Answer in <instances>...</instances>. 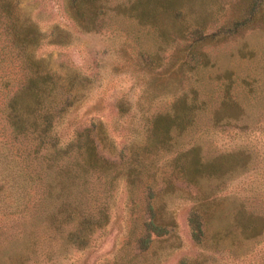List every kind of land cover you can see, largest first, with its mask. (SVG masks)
I'll use <instances>...</instances> for the list:
<instances>
[{"label": "trees", "instance_id": "16d2710c", "mask_svg": "<svg viewBox=\"0 0 264 264\" xmlns=\"http://www.w3.org/2000/svg\"><path fill=\"white\" fill-rule=\"evenodd\" d=\"M110 1L62 0L64 21L43 28L37 19L19 14L18 0H0V201L24 212L18 235L22 249L42 250L49 259L55 251L65 252L70 247L82 256L92 246L91 235L104 234L110 213L116 222L119 209L122 221L126 220L124 208L127 205L132 212L131 205H136L134 187L141 183L143 189L151 188L154 175L150 165L161 160L167 161L169 176L199 185L195 195L186 199L194 245L209 250L225 248L232 256L230 246L235 240L254 237L264 227V217L246 212L242 203L226 213L213 199L227 173L239 166L240 157H205L198 145L179 149L171 142L173 135L190 127L200 115L210 120L233 115L227 99L222 98L218 109L207 114V95H173L166 110L141 115L138 125L127 130L132 139L140 137L139 143L130 140L125 145L127 155L119 154L116 163L98 148V141L107 137L100 114L107 88L101 84V76L96 77V69L87 62L82 69L76 67L66 54L67 70L59 74L47 65L50 52L44 57L37 50L43 45L68 49L72 30L88 33L105 28L103 33L119 38L114 48L119 59L130 60L132 70L149 73L148 78L141 76V91L149 94L165 86L161 78L168 67L164 64L161 68L160 54L166 46L181 60L180 70L206 66L209 59L203 47L253 25L262 16L264 0ZM122 66L115 64L114 70ZM93 80L96 85L92 87ZM92 98L95 100L83 110ZM126 105L121 100L113 102L116 117L128 115ZM89 119L96 123L83 125ZM113 124L115 132L116 121ZM158 148L171 153L147 159L142 155ZM118 179L125 193L121 208L114 199L92 197L96 185L109 190ZM211 179L216 181L214 186ZM203 180L207 184L201 188ZM144 197L143 218L135 221L129 217L127 226H119L137 250L176 225L165 200ZM21 256L10 257L9 264H22ZM85 261L84 256L71 264Z\"/></svg>", "mask_w": 264, "mask_h": 264}, {"label": "rangeland", "instance_id": "374dc122", "mask_svg": "<svg viewBox=\"0 0 264 264\" xmlns=\"http://www.w3.org/2000/svg\"><path fill=\"white\" fill-rule=\"evenodd\" d=\"M116 1L111 0L110 3ZM61 3L62 0H18L17 10L21 16L37 19L39 26L45 28L51 23L61 24L64 21ZM260 13L261 18L253 25L233 36L206 44L203 47L209 59L206 66L180 70L178 64L181 60L172 56L171 46H166L160 54L161 68L164 64L168 67L161 78L165 86L159 90L153 89L149 94L141 91V76L148 78L149 73L132 70L130 60L119 59L114 49L119 44V38L103 33L105 28L88 33L72 30L69 38L72 46L68 49L43 45L37 54L46 57L45 53L50 52L46 57L47 65L59 74L67 70L64 54L76 67L82 69L83 63L87 62L96 69V77L101 76V84L107 88L102 100L104 109L100 113L107 137L98 141V148L103 156L114 159L116 163L120 161L119 154L127 155L125 145L130 140L139 143L140 137L132 139L134 136L129 137L127 130L138 125L141 115L150 116L166 110L173 95L185 94L190 97L193 92L198 97L207 95V114L217 110L221 99L226 98L234 108L233 115L215 120L200 115L190 127L173 135L171 142L179 149L198 145L200 154L205 157L224 154L239 156V166L227 173L228 177L224 183L220 182L213 199H217L218 205L226 213H232L242 203L246 212L264 217V3ZM170 62L173 65L169 67L167 64ZM115 64L123 66L114 70ZM96 80L90 86L96 85ZM92 87L90 92L94 96ZM163 89H168V93ZM93 100H89L83 110ZM116 100L127 104L128 115L116 117L112 109ZM114 121L117 123L115 132L112 131ZM92 122L96 123V120H86L83 125L89 126ZM167 153L171 152L158 148L142 155L147 159L164 157ZM150 167L154 175L153 186L143 189L141 183L136 184L132 194L136 205H131L132 212L126 205L124 213L127 217L122 221L121 210H116L120 216L116 222L113 213H110V222L104 234L99 236L93 233L92 246L82 256L70 247L65 252L55 251L49 259L42 250L23 251L18 235L21 222L25 219L24 212L20 208L5 206L6 203L0 201V264H9L10 257L21 259V255L24 256L22 264H71L82 261L84 256L85 264H264V227L254 237L242 242L235 240L230 246V250L234 251L232 256L231 251L225 248L209 250L194 245L187 224L186 199L195 195L199 185L186 184L173 175L169 176L167 161L153 162ZM215 182L210 181L212 186ZM199 184L204 188L207 182L203 180ZM148 195L151 196L149 199L166 201L176 225L165 235L151 237L146 248L137 250L133 239L129 241L126 235H122L119 226L122 223L127 226L129 217L135 221L143 218L141 199ZM93 196L100 200L114 199L113 203L119 204L120 208L121 201L125 200L120 179L109 190L105 185H96ZM11 239L15 242L11 243Z\"/></svg>", "mask_w": 264, "mask_h": 264}]
</instances>
